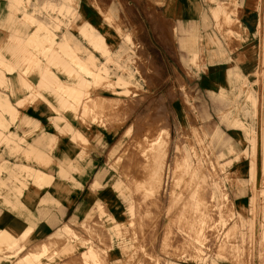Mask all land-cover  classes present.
Returning <instances> with one entry per match:
<instances>
[{"label": "rangeland", "instance_id": "rangeland-1", "mask_svg": "<svg viewBox=\"0 0 264 264\" xmlns=\"http://www.w3.org/2000/svg\"><path fill=\"white\" fill-rule=\"evenodd\" d=\"M151 2L154 5L163 4V0H20L19 4L14 0H0V47L7 48L6 56L9 64L16 67L14 71L9 72L10 70L5 67L4 62H0V73H3L7 78L6 82H0V93L8 96L14 105L15 100L20 96V89L23 96L26 95V100L22 101L21 107H17L18 110L28 113L26 107L33 106L31 110L36 111L35 109L39 108L40 113L38 114L40 115L46 105L43 96L47 97L46 93L50 90L48 88L58 87L51 83V78L41 77L40 73L46 70L52 77H55L52 74L55 73L59 79L63 78L62 84L68 85L66 76H75L73 71L81 70V65L85 63V72L81 71L84 73L81 76L85 81H90V75L87 73V69L91 70L88 55L95 57L99 67L106 70L108 74L106 82L115 83L119 76L129 77L130 82L127 86H114L116 90L124 93V102L119 104L117 113L119 118L127 115L122 127L113 136H108L102 131L105 145L99 146L98 144V151L89 146L84 147L89 150L90 157L98 163V166L105 162L109 150L117 142L123 141L122 144L126 145L128 139L126 136L124 137V131L128 126L135 125L138 121L142 122L148 115H151L152 118L162 116L169 123L170 143L164 171V184L158 192H154L155 196L149 199L144 197L145 187L141 184L140 187L135 185V189H132L136 193L135 201H132V206L135 208L133 227L119 233L100 231L96 229L99 224L94 222L97 219L96 214L91 216L94 221L89 219L81 225V219L74 224L73 228L77 233V239L79 241L87 240L94 247L96 245V249L100 252L99 257L105 259L103 262V259L95 261L96 264H182L184 262L188 264H264V198L259 194L260 189L264 186V176L260 175L258 168L256 178L252 179L250 162L253 159V134L247 133L243 127L246 125L249 130L255 132L257 158L255 152L254 161L255 163L257 161V166H259L260 138L262 139V134L264 136V130L262 132L260 129L262 117L264 118V95L262 103L259 105L260 108H257L255 120L243 111L244 104L248 102L247 95L251 94L249 93L251 86L246 84L242 85L236 97L230 100L220 98L219 102L225 101L229 109L217 111V120L201 123L193 108L191 96L185 91L181 79L170 78L168 81L166 77H160L153 67L150 54L154 58L156 55L160 57V54L156 52L157 45L153 36L151 37L148 14L144 13V11H148L145 8H148ZM205 2H211V0H205ZM239 5V0H225V4L222 6L225 12L228 10V13H225L226 16L222 15L224 18L220 16L219 19H215L210 10L215 32L226 43L234 42L240 45L246 41L242 40L241 32L234 30L238 26L237 7ZM6 15L10 17L9 22L2 23L1 20ZM28 16H32L40 22L30 20ZM79 20H82L81 23ZM83 21L91 25L100 36L103 35V39L100 37L102 40L97 45L96 51L89 43L90 41L78 31ZM38 24L47 26L57 38H61L63 35L71 36L72 40L77 43V50L74 51L80 60L74 61L68 55L60 53L57 39L50 40L43 37L35 43L28 40V36L22 35V33L30 35L36 31L42 34L44 31L38 29ZM207 25L211 27L210 23ZM108 31L111 35L108 34ZM176 32L173 29L174 36ZM101 43L108 49V56L101 55L97 49ZM195 44L194 49L197 54L193 59L186 47L181 46V49L186 52L189 59L187 65L197 70L198 62L204 59L205 50H210L213 44L205 45L202 39L198 40V37ZM158 48L160 49L159 46ZM56 54L60 56V61L56 59ZM162 54L165 55L163 52ZM63 59L70 61L67 66L68 69L71 67L74 69L72 72H68L60 66ZM262 65L264 68V57ZM254 76L257 78L255 88L262 86L259 85L260 81L264 85V76L259 73ZM106 82L83 84L81 87L83 91H86L85 97L88 98L95 94L109 97ZM156 86L161 90L159 93L151 91ZM86 101H80L76 110L65 107L68 114L66 120H72V124L76 128L79 125L87 124L92 126L91 130H93L92 124L94 123H92L91 116L78 114L79 109ZM57 102L54 107L60 106ZM166 106L175 108L167 109ZM19 117L18 115L6 117L9 129L0 137L1 168H4L3 164L11 167L15 162H22L23 153L25 155L33 153L34 159H43L39 158L40 150L44 145L42 131L34 129L29 124L31 121L26 122L25 125L17 126L16 122ZM233 118L243 122L242 128L239 129L242 134L241 138L235 136V139H229L223 134L219 137L205 134L204 131L211 134L215 128L219 129L218 124H223L225 128H235L236 124L231 123ZM61 122L64 123L65 120ZM40 123L44 129H48L52 120H49L50 125L48 126L47 120L40 115ZM249 123L256 124L250 125ZM26 129L27 132H25ZM136 130L134 132H137ZM17 131L19 134L22 133L21 138H17ZM69 133L67 129H64L63 135L60 137L69 139ZM31 136L35 138L33 141ZM176 138H179L177 145ZM72 142L75 148L79 149L81 141L72 139ZM93 142L96 143V141ZM83 144L87 145L86 142ZM26 148L28 152L25 151ZM54 148L43 147V151L53 155ZM182 155L187 158L190 167L187 169L182 166L183 163H179L178 169H171L172 160L176 156ZM210 165L215 166L214 171H211ZM9 170L5 169L3 172L0 170V176L7 178L3 182L14 184L15 179L12 175L10 176L11 170ZM47 170L54 173L53 165H49ZM137 171L140 173V179L154 174V169L149 171L148 167L144 165ZM121 177H124L123 174ZM214 179V183H211L210 181ZM136 181L138 180L135 179ZM90 183L91 179L85 185V190L88 189ZM24 190L27 193L25 194L27 196L25 199H27L28 188L26 187ZM85 190L80 192L72 207L55 208L56 195L49 197L50 201L46 203L45 207H39L46 214L44 217H48L46 222L43 221V227L47 229L46 233H51L60 228L63 222H68ZM122 192L116 191L119 197L115 201V205L121 211L128 205ZM247 193L249 200L248 205H245ZM233 197L239 199V203L235 204ZM30 199L34 203L37 201L35 196L30 197L27 202ZM5 200V196H0V228L7 225L13 216L16 217L14 215L16 210L9 207ZM212 209L220 212L221 218L217 215L216 222H213L206 217L207 220L201 229L203 234L197 233L199 214L203 215L202 213L207 211L206 215L210 216L214 213H212ZM104 225H108V223L104 222ZM31 235L33 233L29 237ZM41 238L45 239L44 236ZM71 242L72 240L69 241V243ZM62 243H64V238L49 250L48 255L40 258L41 263L92 264L91 261L84 262L80 258V252L85 247L77 248L71 255H63L61 252ZM34 245L35 243L31 244L28 250L32 249ZM195 246L196 248H194ZM189 251H191L190 254ZM22 254L14 256L13 248L0 246V264H16Z\"/></svg>", "mask_w": 264, "mask_h": 264}, {"label": "bare ground", "instance_id": "bare-ground-1", "mask_svg": "<svg viewBox=\"0 0 264 264\" xmlns=\"http://www.w3.org/2000/svg\"><path fill=\"white\" fill-rule=\"evenodd\" d=\"M14 2L19 4L20 0H14ZM209 3L211 4V13L215 19H219V17L222 15L226 16L225 13H228V10L225 12L223 6L218 4V0H211ZM224 6L226 7L227 5ZM9 18L10 17L6 15L1 20V22L8 23ZM28 18L30 20H35L37 23L40 22L38 19L32 16H28ZM81 21L82 20H79L80 23ZM38 29L44 32L41 34L37 33L36 31L35 33L32 32L30 35H26L25 33H22V35L28 36V40L35 43L38 39L43 37L50 40L57 39L58 50L60 53L68 55L74 61L80 60L77 53L74 51L77 50V43L72 40L71 36L63 35L61 38H57L56 35L49 31L47 26L39 25ZM78 31L83 37H85V39L90 41L89 43L93 45L96 51V47L103 39V35L100 36V34L97 33L91 25L84 23V21L82 26L79 27ZM108 34L111 35L109 31ZM100 37L102 39H100ZM97 49L100 51L101 55L108 56L109 51L105 48L103 43H101ZM6 52L7 48L1 46L0 62L3 61L5 67L10 70L9 72H12L16 67H14L12 64H9ZM219 53H221V51H219ZM196 54V52H192L191 59L195 58ZM55 57L58 61H60V56L56 54ZM55 57L53 56L54 59ZM88 57L90 61L89 64L91 65V70L87 69V73L90 75V81H85L81 76L84 74L81 73V71L85 72V63L81 65V70L79 69L78 71H73L74 69L72 67L68 69L67 64H69L70 61L66 59L62 60L63 63L61 62L60 66L65 68L68 72H75V76L73 77L66 76V81L69 82L68 85L62 84L63 78L59 79L55 73L52 74L55 75L56 78L52 77L46 70L40 73L41 77L51 78V83L58 86L56 88L49 87L48 89L50 90H48L46 93L47 97L43 96L46 105L44 110L42 109L40 115L47 120L48 126L50 125L49 120H52L50 127L48 129H44V126L36 121H34L36 125L31 123L34 129L36 128L43 133L42 140L44 145L42 146V149L39 153V158L43 159H34V157H32L33 153L29 155H25V153H23L24 159L22 162H15L11 165V167H8L9 165L3 164L5 169L11 170H9L11 173L10 176H13L15 183L11 184L9 182L10 184H8L3 182V180H6L7 178L0 176V196H5L6 204L12 209L16 210L14 214L16 217L13 216V219L7 225L0 228V246L13 248L14 256L23 253L22 256L16 261L18 262L16 264H42L40 258L48 255L49 250L54 245L60 243L62 238H64V243H67H65L66 245L62 243L61 252L63 255H71L77 248L85 247V249L80 252V258H82L84 262L89 260L92 262V264H96L95 261L103 259L102 257H99L100 252L96 249L97 246H92V243L87 242V240L79 241L77 239V233L74 232V224L81 219V225L86 223V221L89 219L94 221L91 216L96 214L97 219L94 222L99 224L96 229L103 232L114 231L115 233L128 230L133 227L132 223L134 222L135 208L132 206V201H135L134 195L136 193L135 190L133 191L132 189H135V185L140 187L141 184V186L145 187L144 197L149 199L155 196L154 192H158V190L164 184V171L167 164L170 143V126L167 120L162 116L152 118L150 117L151 115H148L142 122L138 121L137 124L128 126L124 131V137L126 136L128 139L126 145L122 144L123 141L117 142L109 150L105 162L101 163L99 166L98 163L92 157H90L89 150L84 149V147L89 146L90 148H94L98 151V144L99 146L105 145L103 141V135L101 133L102 131H104V134H107L108 136H113L120 130L124 121L126 120L127 115L123 118H119L117 116L120 107L119 104L124 102V93L116 90L114 86H127L130 82V78L127 76H119L115 83H112L111 81L106 82L108 78L106 70L99 67L95 57L90 55H88ZM261 76H264V71L261 73ZM21 79L22 78L20 77V85L22 86ZM6 80L7 78L3 75V73H0V82H6ZM101 81H105L107 83V92L110 96L108 97L102 94H95L91 97L88 96V98L85 97L84 94L86 91H83L81 86H83L85 83L90 85ZM25 84L30 86L27 82H25ZM35 84H37V81H35ZM247 96L248 102L244 104L243 111L250 115L253 120H255L257 116L256 100L251 94ZM23 100H26V95L22 96L21 99H17L15 104L12 105L10 98L4 95L2 92L0 93V137H2L1 135L9 129L6 117H14L16 115L19 117L20 113L18 108L21 107ZM82 100L87 101L84 103L81 109H79L78 114L83 116H91L92 123H94L92 124L94 128L93 130H91L92 126L87 125L86 123H84L86 125H79L78 128H76L73 126L72 120H66L68 114L67 111H65V107H71L76 110L78 108V103ZM56 101H58L57 104H60V106L54 107ZM31 109H33V106H27L26 110L28 113L26 114H29V112L35 114L40 113L39 108L35 109L36 111H32ZM62 120H65V122L62 123ZM32 121L33 120H31V122ZM233 123L236 124V129L242 128L241 125L243 122L241 120L235 119ZM261 125L262 126L260 129H262L263 132L264 118L261 121ZM243 127L246 129L247 133L251 132L253 134V159L250 162V173L252 179H255L256 163L254 159L256 152V136L254 130H249L246 125ZM136 128H139V130H136ZM64 129H67L70 132L68 135L69 139L60 137V135H63L62 132ZM135 130L137 132H134ZM205 134L212 137H219L222 133L218 128H216L211 134H207L206 132ZM17 138L21 137L17 136ZM72 139L81 141L80 146H78L79 149H76L75 145L72 144ZM261 140L262 139L260 138L261 175L263 177L264 139L262 142ZM93 141H96V143ZM84 142H86L87 145L83 144ZM178 142L179 138H176V145ZM43 147H55V153L53 155L45 153V151H43ZM176 149L177 151L179 150L178 147ZM179 157H181V159H179ZM0 158H2V155ZM141 160H143L142 163ZM179 163H183L182 166H185L187 169L190 167L189 161L182 155L176 156L175 159L172 160L170 163L171 169H178L180 167ZM49 165H53L54 173H50L47 170ZM143 165L147 166L149 171L154 169V174H152L150 177L140 179V173L137 170ZM1 167L2 166L0 165V170L3 172L5 169ZM214 168L215 166L210 165L211 171H214ZM122 174L124 177H121ZM88 179H91V183L88 189L85 190L84 186ZM135 179L138 181L135 182ZM214 181L215 179L210 182L214 183ZM26 187L28 188L29 193L27 199H25L27 197L25 194L27 193H25L24 190ZM82 190L85 191L81 196L80 203H77L78 206L68 222H63L60 228L51 233H46L47 229L43 227V221L46 222L48 217H44L46 214H44V212H42L39 207H45L46 203L50 201L49 197L51 195H56L55 208L62 206L68 207L75 202ZM116 191L119 193L123 191V197L128 203V205H126L122 211L119 210V208L115 205V201L119 197ZM259 194L264 198V186L260 189ZM32 196H35L37 201L34 203L30 199L27 202V200ZM211 211L212 213L214 212V215L211 214L210 216H207L205 213L207 211L204 212L205 215L204 213H202L203 215L199 214L198 227L196 229L197 233L203 234V230L201 229H203L204 223L207 219H211L213 222H216L215 219H217V215H219L221 218L220 212H216L215 209H212ZM104 222H107L108 225H104ZM219 222H221V220ZM31 233H33V235L29 237ZM42 236H44L45 239L42 240ZM70 240H72L71 243H69ZM33 243H35V245L32 247V249L28 250L30 245ZM194 248H196V246ZM190 252L191 251H189V254ZM104 260L105 259H103L102 262Z\"/></svg>", "mask_w": 264, "mask_h": 264}, {"label": "crops", "instance_id": "crops-1", "mask_svg": "<svg viewBox=\"0 0 264 264\" xmlns=\"http://www.w3.org/2000/svg\"><path fill=\"white\" fill-rule=\"evenodd\" d=\"M218 4H225V0H218ZM239 4L237 7L238 26L234 30L241 32L242 40H246L240 45L234 42L226 43L218 36L210 17L211 4L206 3L205 0H163L161 5H154L151 2L149 7L145 8L148 11H144L145 14H148L151 37L153 36L157 45L156 52L160 54V57L156 55L155 58L150 54L153 67L160 77H166L168 81L170 78L181 79L185 91L191 96L193 108L201 123L217 120V111L228 110L229 107L225 101L219 102L220 98L230 100L236 97L242 85L251 86L252 92L249 91V93L255 97L258 109L264 98L263 82L260 81L259 85L262 86L255 88L257 85L255 86L256 78L254 76L256 73L261 75L264 71L262 65L264 57V0H239ZM209 23L211 27L207 25ZM173 29L177 31L175 36L172 33ZM196 36L198 40L202 39L205 45L213 44L210 50H205L204 59L198 62L197 70L187 65L189 59L186 52L181 49V46L186 47L190 57L192 52H197L194 49ZM151 91L159 93L161 90L156 86ZM19 94L17 99H21L23 96L20 89ZM166 108L174 109L175 107L166 106ZM19 113L17 126L25 125L31 120H33L31 122L33 125H36L34 121L41 124L38 114L30 112L26 114L20 111ZM234 120L233 118L231 123ZM31 123L29 124L32 126ZM218 126L221 133L229 139H235V136L242 137L239 129L225 128L223 124H218ZM27 131L26 129L25 132ZM206 133L208 134V132ZM17 136L22 137V133H18ZM31 138L32 141L35 139L32 136ZM25 150L28 151L27 148ZM258 168L261 175V155L259 166L256 161V174ZM233 200L235 204L239 203V199L233 197ZM248 200L247 193L245 205H248ZM73 205L74 203L68 207Z\"/></svg>", "mask_w": 264, "mask_h": 264}]
</instances>
